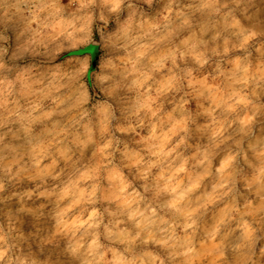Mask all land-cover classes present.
<instances>
[{
    "label": "clouds",
    "instance_id": "obj_1",
    "mask_svg": "<svg viewBox=\"0 0 264 264\" xmlns=\"http://www.w3.org/2000/svg\"><path fill=\"white\" fill-rule=\"evenodd\" d=\"M0 264H264V0H0Z\"/></svg>",
    "mask_w": 264,
    "mask_h": 264
}]
</instances>
